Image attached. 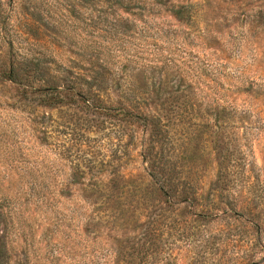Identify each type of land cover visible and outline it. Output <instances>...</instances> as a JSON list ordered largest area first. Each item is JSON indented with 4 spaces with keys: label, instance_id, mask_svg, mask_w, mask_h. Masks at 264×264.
I'll use <instances>...</instances> for the list:
<instances>
[{
    "label": "rangeland",
    "instance_id": "1",
    "mask_svg": "<svg viewBox=\"0 0 264 264\" xmlns=\"http://www.w3.org/2000/svg\"><path fill=\"white\" fill-rule=\"evenodd\" d=\"M0 264H264V0H0Z\"/></svg>",
    "mask_w": 264,
    "mask_h": 264
},
{
    "label": "trees",
    "instance_id": "2",
    "mask_svg": "<svg viewBox=\"0 0 264 264\" xmlns=\"http://www.w3.org/2000/svg\"><path fill=\"white\" fill-rule=\"evenodd\" d=\"M173 15H175L177 18H180V15L178 14V12H174ZM4 70V77L6 78L7 81H10L12 83H16L17 80V75L16 72L14 70V67L12 64H8V66H6V64L3 65ZM121 112H123V116L129 117L133 120H140L139 116L133 115L132 113L126 111V110H120Z\"/></svg>",
    "mask_w": 264,
    "mask_h": 264
}]
</instances>
